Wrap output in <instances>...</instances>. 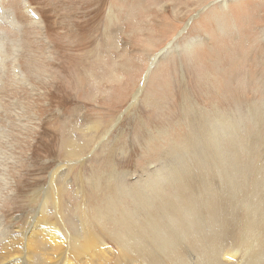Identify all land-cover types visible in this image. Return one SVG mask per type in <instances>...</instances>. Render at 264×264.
Masks as SVG:
<instances>
[{
  "label": "rangeland",
  "instance_id": "374dc122",
  "mask_svg": "<svg viewBox=\"0 0 264 264\" xmlns=\"http://www.w3.org/2000/svg\"><path fill=\"white\" fill-rule=\"evenodd\" d=\"M25 2L37 19L26 13L23 0H0V252L10 254L4 264L21 263L32 240L26 245L24 235L40 212L46 221L36 229L64 243L68 237L83 243L85 217L68 215L66 208L70 212L77 200L93 207L97 199L87 196V182L97 175L96 196L102 197L112 165L128 179L151 165L160 145L166 147L163 131L170 134L183 121L181 86L195 108L213 115L216 132L227 127L219 138L224 145L231 126L246 142L264 118V0ZM12 55L23 82L12 77ZM88 128L95 132L93 142L79 134ZM155 130L162 132L148 138ZM67 135L88 144L73 160H66L61 147ZM242 147L236 154L248 163ZM58 166L63 167L55 185L65 193L57 229L49 224L53 219L48 222L52 211L45 194ZM82 190L87 201L77 193ZM111 214L121 217L117 209ZM13 237L19 244L10 251L4 245ZM99 241L100 250L113 253L109 264H126L115 259L112 242ZM158 260L170 264L164 255Z\"/></svg>",
  "mask_w": 264,
  "mask_h": 264
},
{
  "label": "bare ground",
  "instance_id": "6f19581e",
  "mask_svg": "<svg viewBox=\"0 0 264 264\" xmlns=\"http://www.w3.org/2000/svg\"><path fill=\"white\" fill-rule=\"evenodd\" d=\"M3 49L1 46L0 53ZM10 57L13 60L12 77L23 82L25 78L22 72L19 74L17 57ZM4 63L1 62V66ZM181 87L180 101L187 102L183 121L173 127L170 134L163 131L167 134L162 142H166V147L161 144L156 151L150 165L153 169L148 164L139 170L138 178L128 179L129 174L121 177V172H115L112 165L102 197L96 196L98 176L94 180L89 179L87 196L91 201L97 199L93 207L87 201L84 183L79 179L84 190L77 193L85 198L87 204L80 206L77 200L70 212L66 208V213L72 215L74 211L85 217L82 221L83 243L77 239L69 241V237L64 243L65 240L36 229L41 221H46L40 212L24 235L26 245L30 238L32 240L30 248L24 249L18 259L20 264H109L108 255L112 257L113 253L108 247L100 250L101 239L114 244V257L118 263L165 264L158 260L164 255L170 264H264V118H259L256 132L247 136L246 142L234 136L235 126L230 123L232 132L228 134L229 139H225L227 145H224L219 138L225 137L223 134L227 127H218L220 130L216 132L213 115L205 116L202 110L195 108ZM140 91L133 94L132 104ZM90 131L88 128L79 134L93 142L95 132ZM154 132L157 134L148 131V138L155 139L162 130ZM86 142L78 143L72 136L66 138L65 146H61L66 147V160L80 157V152L88 145ZM241 144H245L246 147L242 148L249 152L248 163L241 161L236 154ZM61 167L51 173L45 194V202L52 211L48 222L53 219L49 224L55 222L53 226L57 229L63 224L61 215L64 213L60 200L65 191L55 185ZM127 198L132 200V206ZM114 209L120 212L121 217L112 218L110 213ZM135 213L142 216L139 221L133 216ZM47 238L49 242L45 241ZM15 244H19V240L13 237L4 248L11 251L10 246ZM9 256L7 251L0 252V264H4Z\"/></svg>",
  "mask_w": 264,
  "mask_h": 264
},
{
  "label": "water",
  "instance_id": "95a60500",
  "mask_svg": "<svg viewBox=\"0 0 264 264\" xmlns=\"http://www.w3.org/2000/svg\"><path fill=\"white\" fill-rule=\"evenodd\" d=\"M183 31H184V30H183ZM183 31H182V32H183ZM182 32H181V33H182ZM181 33H180V34H181Z\"/></svg>",
  "mask_w": 264,
  "mask_h": 264
}]
</instances>
